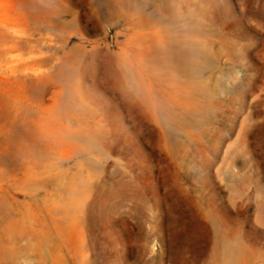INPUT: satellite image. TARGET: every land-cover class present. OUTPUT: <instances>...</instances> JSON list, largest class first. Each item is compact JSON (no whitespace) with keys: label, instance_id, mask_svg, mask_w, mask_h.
I'll list each match as a JSON object with an SVG mask.
<instances>
[{"label":"rangeland","instance_id":"obj_1","mask_svg":"<svg viewBox=\"0 0 264 264\" xmlns=\"http://www.w3.org/2000/svg\"><path fill=\"white\" fill-rule=\"evenodd\" d=\"M0 264H264V0H0Z\"/></svg>","mask_w":264,"mask_h":264},{"label":"bare ground","instance_id":"obj_2","mask_svg":"<svg viewBox=\"0 0 264 264\" xmlns=\"http://www.w3.org/2000/svg\"><path fill=\"white\" fill-rule=\"evenodd\" d=\"M191 57V56H190Z\"/></svg>","mask_w":264,"mask_h":264}]
</instances>
